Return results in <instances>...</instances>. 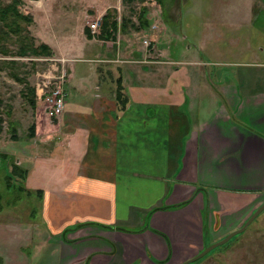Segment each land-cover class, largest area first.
Returning a JSON list of instances; mask_svg holds the SVG:
<instances>
[{"label": "crops", "instance_id": "1", "mask_svg": "<svg viewBox=\"0 0 264 264\" xmlns=\"http://www.w3.org/2000/svg\"><path fill=\"white\" fill-rule=\"evenodd\" d=\"M81 35L80 47L60 52L72 59L55 143L47 136V157L17 163L12 188L38 205L0 207V264H32L17 250L33 240L54 244L44 264H180L264 201V62L214 60L207 77L211 61L190 48L187 60L156 50L162 58L144 51L139 61L116 37ZM84 83L100 94L87 96Z\"/></svg>", "mask_w": 264, "mask_h": 264}, {"label": "rangeland", "instance_id": "2", "mask_svg": "<svg viewBox=\"0 0 264 264\" xmlns=\"http://www.w3.org/2000/svg\"><path fill=\"white\" fill-rule=\"evenodd\" d=\"M10 1L12 0H0L1 4ZM20 1L18 10L32 19L28 25H23L34 37L35 45L52 43L53 51L49 56H20L16 54L18 43L15 36L0 40V115L4 118L0 132V155L5 157L0 158V207H24L27 210L38 205L36 196L26 195L22 191L19 193L12 188V185L15 187L14 182H19V175L11 174L12 166L24 155H49L51 144L45 142L43 148L39 141L48 136L47 141L55 143L56 130L52 125L61 116H48L49 102L46 98L50 97L53 88L61 81V75L64 76V86L70 71L69 60L72 59L71 55H61L60 52L70 54L74 47H80L83 42V28L97 18L101 19L107 10L118 21L124 16L137 24L136 14L140 7L147 8V18L150 19L151 26L140 31L119 30L118 35H114L118 46L124 49L129 44L134 49V54L137 53L136 58L139 61L144 58V51L146 54L151 52L153 60L162 58L157 56L156 50H168L167 58L173 60H187L189 57L185 56L186 50L190 48L201 60L211 61V65L214 60L218 61L217 64H222L221 61L224 60L228 63L234 62V65L264 62V0H142L131 4L134 13L121 0ZM128 26L127 29L130 28ZM93 45L95 47L91 46L92 50L98 48L96 44ZM8 61H14L15 64L11 65ZM144 64L137 62L135 65L139 67ZM207 65L208 77L211 67L215 68L216 65ZM179 66L174 65L176 68ZM233 69L237 71L245 67ZM12 73L19 78H26L28 85L35 88L34 109L28 103L29 93H26L25 84L15 80ZM138 81L150 83L146 77H139ZM150 81L156 83L155 78H150ZM71 85L72 83L66 85V90H69L67 99L70 101L73 100ZM96 86L99 83H84L87 96L100 94L95 89ZM40 94L42 96L39 98ZM7 109L11 111L10 116L6 114ZM201 115L203 117L205 112ZM9 121L13 122L18 139L11 138ZM32 123L35 129L34 136L30 137L28 128ZM7 174L11 175L9 189L6 188L5 181ZM18 217L22 219L31 216L18 214ZM31 225L42 227L39 222ZM33 243H27L17 250L20 259H31L32 264H44L53 260V243L38 244L34 240ZM187 264H264V209L243 231Z\"/></svg>", "mask_w": 264, "mask_h": 264}, {"label": "trees", "instance_id": "3", "mask_svg": "<svg viewBox=\"0 0 264 264\" xmlns=\"http://www.w3.org/2000/svg\"><path fill=\"white\" fill-rule=\"evenodd\" d=\"M20 0H12L9 3L1 4L0 2V40L3 37L11 38V36H15V40L18 43L16 54L20 56H49L52 55V50L46 43H40L38 45H35L34 43V37L30 35V32L25 24L28 25L30 22H32V19L29 15H25L21 13L18 10V5L20 4ZM122 4L129 5V9L131 13H134L133 6L131 4L135 2H142V0H121ZM114 12V11H113ZM147 8L146 7H140L139 11L136 14V20L137 24H134L130 18L126 19V17L122 16L120 20H117V17L110 13V11H106L105 14L102 15L100 21V32L98 34L99 38L106 39V38H113L115 33L117 31H124L127 32L129 29H132L134 31H140L143 29H147L149 26H151V21L149 18H147ZM115 14V13H114ZM24 24V25H23ZM120 24V26H118ZM130 27L127 29V26ZM89 29V28H88ZM87 35H89L87 33ZM1 49V47H0ZM2 52V51H1ZM7 63L15 64L14 61H8ZM12 76L15 80L21 81L25 84L26 93H29V96L27 97L28 103L30 106L34 109L36 107V92L35 88L28 85V82L26 81V78H19L18 75L15 73H12ZM123 92L121 87V81L120 79L117 80V90H116V99L119 104L121 103V107L123 105ZM10 109L6 110L7 116H10ZM3 121L4 118L0 115V132L3 129ZM10 130H11V138L12 139H18L16 135V129L14 128L13 122L9 121ZM28 134L30 137L34 136V129L35 125L32 123L29 126ZM5 158L2 154L0 155V158ZM22 172H26L22 170ZM19 173V174H18ZM12 175H19L22 177V173L18 167V165H13L11 169ZM10 176L9 174L5 175V181H6V188L11 187L9 186L10 182ZM21 190L25 191L26 195L30 194L29 190L24 189L23 187H20ZM37 194H41V191H38Z\"/></svg>", "mask_w": 264, "mask_h": 264}, {"label": "built area", "instance_id": "4", "mask_svg": "<svg viewBox=\"0 0 264 264\" xmlns=\"http://www.w3.org/2000/svg\"><path fill=\"white\" fill-rule=\"evenodd\" d=\"M101 21L100 18L94 20L92 23L88 24L89 30L93 35L99 34ZM60 82L57 84L51 91L50 97H47L46 100L49 102L48 107V116L50 118H57L61 116L64 111L65 106V91L63 90V78L64 76H59ZM44 95V94H43ZM39 98L42 96L38 95Z\"/></svg>", "mask_w": 264, "mask_h": 264}, {"label": "water", "instance_id": "5", "mask_svg": "<svg viewBox=\"0 0 264 264\" xmlns=\"http://www.w3.org/2000/svg\"><path fill=\"white\" fill-rule=\"evenodd\" d=\"M31 1H37V0H31ZM264 209V201L263 203H260L252 212L251 214L244 220V222L242 223L241 226H239L236 229L231 230L230 232H228L225 236H223L222 238L205 245L199 252H197L196 254L186 258L181 264H187L190 261H193L201 256H203L204 254H206L207 252H209L211 249H213L214 247L225 243L226 241H228L231 237H233L234 235L240 233L241 231H243L246 226L259 214V212H261Z\"/></svg>", "mask_w": 264, "mask_h": 264}, {"label": "flooded vegetation", "instance_id": "6", "mask_svg": "<svg viewBox=\"0 0 264 264\" xmlns=\"http://www.w3.org/2000/svg\"><path fill=\"white\" fill-rule=\"evenodd\" d=\"M182 262H183V261H182ZM182 262H181V263H182ZM181 263H180V264H181Z\"/></svg>", "mask_w": 264, "mask_h": 264}]
</instances>
